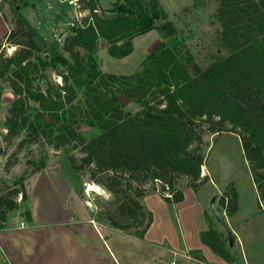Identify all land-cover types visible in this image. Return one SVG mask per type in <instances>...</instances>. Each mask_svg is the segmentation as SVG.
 I'll use <instances>...</instances> for the list:
<instances>
[{
  "label": "trees",
  "instance_id": "trees-1",
  "mask_svg": "<svg viewBox=\"0 0 264 264\" xmlns=\"http://www.w3.org/2000/svg\"><path fill=\"white\" fill-rule=\"evenodd\" d=\"M87 5L92 9L96 2ZM99 9L92 23L69 29L60 51L16 12L0 38V44L17 45L10 55L0 52V105L6 90L13 96L3 119L8 135L25 129L57 149L77 147L80 157H68L73 169L114 195L110 204L119 218L109 214L107 220L143 235L151 213L140 198L155 190L154 179L169 186L171 197L160 194L166 201L182 200L184 185L197 189L207 180L200 176L203 136L231 131L239 135L264 211V0H219L217 41L226 54L207 67L187 48L161 41L137 70L119 75L99 71L94 52L100 40L109 55L121 58L155 21L165 37L175 36L176 27L159 0H113L110 8ZM44 166L45 160L38 161L34 171ZM17 191L24 200V187L0 195V225L19 206ZM219 202L225 213L235 212L233 186Z\"/></svg>",
  "mask_w": 264,
  "mask_h": 264
},
{
  "label": "rangeland",
  "instance_id": "rangeland-1",
  "mask_svg": "<svg viewBox=\"0 0 264 264\" xmlns=\"http://www.w3.org/2000/svg\"><path fill=\"white\" fill-rule=\"evenodd\" d=\"M24 1H26L25 5ZM48 1L57 2V0H0V14L3 16L0 17V38L4 34L5 27L8 30L12 28L16 12H20L41 33L47 43L54 45L56 50L60 51L63 37L56 40L52 33L46 30L50 15L46 11L52 13ZM112 2L113 0H98L99 8L108 9ZM159 2L167 12V18L176 27L175 36L165 37L159 27L161 21L157 20L153 28L137 34L132 39L133 50L121 58L109 55L105 43L100 40L98 49L94 52L100 72L118 75L134 72L139 68L141 61L161 41L169 47L177 44L178 47L187 48L201 68L207 67L213 60L226 54L217 41L220 23L214 14L219 0H159ZM57 8L64 9L62 5ZM71 12H66L65 15L70 17ZM64 22L56 25L57 32L62 33ZM16 47L17 45L2 41L0 52L10 55ZM188 67L192 69V65ZM52 78L59 81L57 74H52ZM80 95H86V91L83 89ZM12 98V94L6 90L0 105V195L9 196L14 189L24 187L26 198L23 200L21 192L17 191L14 199L19 206L8 213L18 216L17 223H19V216L27 218L26 211L30 200L31 204L46 200L51 202L61 200L67 203L80 200L93 205V210L98 213L119 218L114 205L110 204L114 195L102 184L89 179L85 171H75L71 166L69 155H73L76 159L81 155L77 147L68 145L57 149L47 143L43 136H30L25 129L19 130L14 135H8L3 119L6 115L7 103ZM121 99L127 106L130 105L126 99ZM78 129L83 132L89 131V127L85 125H79ZM96 132L94 129L87 136ZM200 146L205 152L204 164L208 168V178L212 181L215 192L219 195L231 186L236 192L237 208L233 213L226 212L222 220H218L214 215L211 199L209 201L214 223L226 234L224 238L226 248L233 258L230 264H264V211L258 205L255 184L239 135L231 131L208 133L203 136ZM41 160H45V166L39 171H34L35 164ZM89 181L98 184L103 192H85L84 184ZM181 181L184 182L183 179ZM186 187L196 190L190 185H184L182 190ZM90 208H86V211ZM68 212L71 213V210L68 209ZM232 229L236 232L232 234L235 242L230 246L228 235ZM204 260L212 263L214 259L208 261V258L204 257ZM179 263L180 261H176L175 264Z\"/></svg>",
  "mask_w": 264,
  "mask_h": 264
},
{
  "label": "crops",
  "instance_id": "crops-1",
  "mask_svg": "<svg viewBox=\"0 0 264 264\" xmlns=\"http://www.w3.org/2000/svg\"><path fill=\"white\" fill-rule=\"evenodd\" d=\"M47 3L52 13L46 11L50 14L46 30L52 33L66 16L63 8H57L59 0ZM203 165L207 180L196 190L183 189L182 200L168 202L155 191L140 198L144 210L151 213L143 235L112 225L87 202L31 204L30 200L29 217L19 216L17 223L18 216L10 212L0 225V264H170L172 259L193 264L181 256L185 252L201 260L214 259L212 263L230 264L233 258L226 248V234L214 223L209 209L215 195L214 205L224 218L221 193L215 192ZM231 233L236 232L232 229Z\"/></svg>",
  "mask_w": 264,
  "mask_h": 264
},
{
  "label": "built area",
  "instance_id": "built-area-1",
  "mask_svg": "<svg viewBox=\"0 0 264 264\" xmlns=\"http://www.w3.org/2000/svg\"><path fill=\"white\" fill-rule=\"evenodd\" d=\"M96 2V6L94 8H90L87 3L88 2ZM61 5L64 7L65 13L66 12H71V16L68 17L66 16L65 19V27L62 33L57 32V30L54 28L52 29V35L55 37L56 40L61 39L60 37H63L70 28L72 27H84L85 25H88L93 22V13H99L100 9L98 6V0H59ZM204 165H201L200 167V176L205 175L204 171ZM154 188L155 192L158 194H162L167 197H171V192L169 189V186L164 183L162 180L155 178L154 179ZM90 205V203H88ZM23 225V222H21ZM181 256H183L184 259H189L197 264H227V263H222V262H213V263H208L205 260H201L197 257H194L190 255L189 253L185 252ZM177 260L172 259L170 261V264H175Z\"/></svg>",
  "mask_w": 264,
  "mask_h": 264
},
{
  "label": "water",
  "instance_id": "water-1",
  "mask_svg": "<svg viewBox=\"0 0 264 264\" xmlns=\"http://www.w3.org/2000/svg\"><path fill=\"white\" fill-rule=\"evenodd\" d=\"M16 7H18V6H16ZM214 199H215V195L212 196L211 201H210L212 211L218 220H222L223 217L220 213V210L214 205ZM228 240H229V245L233 246L234 245V236L232 235V233H229Z\"/></svg>",
  "mask_w": 264,
  "mask_h": 264
},
{
  "label": "bare ground",
  "instance_id": "bare-ground-1",
  "mask_svg": "<svg viewBox=\"0 0 264 264\" xmlns=\"http://www.w3.org/2000/svg\"><path fill=\"white\" fill-rule=\"evenodd\" d=\"M84 186H85L84 189L85 192H89V191H94L96 193L103 192L102 188L93 181L85 182Z\"/></svg>",
  "mask_w": 264,
  "mask_h": 264
}]
</instances>
